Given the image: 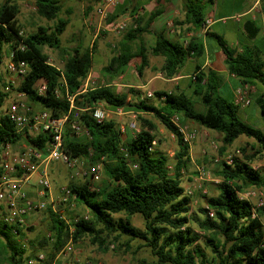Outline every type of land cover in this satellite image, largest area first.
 <instances>
[{"label":"trees","instance_id":"16d2710c","mask_svg":"<svg viewBox=\"0 0 264 264\" xmlns=\"http://www.w3.org/2000/svg\"><path fill=\"white\" fill-rule=\"evenodd\" d=\"M62 1L33 0L36 13L54 22L52 26L39 25L30 33L21 31L15 3L4 0L0 4V63L7 45L12 62L24 61L26 65L16 90L23 92L30 105H34L31 109L47 110L54 118L68 114L69 120H76L87 134L79 137L67 126L62 150L71 158H86L91 164L101 162L108 178L101 186L92 187L88 180L68 186L71 197L88 209L87 219L80 217L67 224L59 214L49 210V232L54 248L58 250L69 237L73 242L88 238L103 249H107L108 243H115L117 249L126 253L135 240L138 245L132 252L146 247L154 258L151 262L139 259L137 264H264V206L254 208L251 202L238 195L246 189L264 186V172L250 164L255 154H244L243 158L233 156L230 163L223 159L218 162L212 171L213 177L218 179L217 193L206 197V207L190 211L191 196L184 193L181 185V172L190 162V145L184 141L177 124L192 121L221 134V156L240 136L253 139L260 149L258 152H264V132L243 122L239 116L240 106L219 95L214 80L216 73L202 70L196 64L190 84L192 94L178 87L155 91L154 96L160 98V103L139 98L131 101L126 93L111 85L126 71L133 58L140 60L135 70L141 77L149 55L163 58L159 71L165 78L175 77L187 56L196 59L204 53L202 41L193 37L183 46L157 35L154 44L147 48L140 42L146 27L140 26L135 19V24L122 34L102 68L103 75L108 76L106 84L82 91L92 67V50L80 45L70 49L61 47V35L69 23L68 17L59 16ZM185 8L188 22L199 28L205 20L204 4L187 0ZM261 9L264 12V4ZM115 15H107V26L115 22ZM258 31L259 27L254 26L247 34L252 38ZM216 40L225 55L227 71L239 79V84L264 88V61L245 47L241 52L230 47L221 35H217ZM43 46L61 50V68L48 61ZM39 81L46 85L43 94L36 89ZM7 86L10 89L12 85H5V91L0 88V107L9 95ZM134 92L129 89L130 94ZM193 95L198 97V102ZM70 96L73 108H70ZM99 102L110 109L121 107L134 111L138 132H127L123 138L113 119L95 121L89 109ZM197 103L202 105L201 109L197 108ZM253 104L259 108L264 121V91L257 93L255 98L251 94L249 106ZM146 114L156 118L174 136L172 157L158 148L156 127L144 116ZM173 116L177 117V123ZM50 139V134L45 132L37 135L17 133L6 113L0 114V159L5 143L26 142L45 153ZM241 151L244 153L243 149ZM208 210L213 211L212 217ZM134 215L142 218V228L132 224ZM10 229L0 224V264H24L25 248Z\"/></svg>","mask_w":264,"mask_h":264},{"label":"rangeland","instance_id":"374dc122","mask_svg":"<svg viewBox=\"0 0 264 264\" xmlns=\"http://www.w3.org/2000/svg\"><path fill=\"white\" fill-rule=\"evenodd\" d=\"M11 1L18 6L16 20L22 32H33L39 25L52 26L54 21H47L36 13L33 0ZM3 2L4 0H0V4ZM98 4L99 3L95 0H63L61 12L59 14L60 17L69 18V23L61 35V47L70 49L80 45L92 50V70L82 85L83 87L86 84L87 88L106 84L108 76L103 75L102 68L112 56L114 50L113 45H116L118 41L117 34L111 30V26L106 25L107 19L99 21V16L95 10ZM90 21L91 23H89ZM128 26L127 23L125 29L120 33L121 35L127 30ZM101 41L106 42L99 48ZM42 51L48 55V61L51 64L58 68L62 67L63 55L60 49L43 46ZM262 60H264V55ZM11 61L10 51L8 46L5 45L3 48L2 61L0 63V77L3 82L0 88L5 91L4 87L7 84L12 85V88L10 87L8 90L9 95L0 107V114L6 113L7 107L20 92L16 90V87L19 85L23 75L9 70L8 64ZM130 72L131 74L127 73L122 81L138 85L140 82H145L148 70H144L142 77L137 76L136 71L132 68ZM214 80L215 83L220 86L221 83L218 79L214 78ZM149 87L150 85H147L145 89ZM113 88H116L119 92L126 93L131 101L138 99L139 94L143 91L145 92V90L131 87L130 89H133L135 92L130 94L127 88L115 85H113ZM168 90H175V86L168 87ZM184 91L187 94H192V87L185 86ZM227 94L228 91L226 88H223V97L228 98ZM192 98L198 102V97L196 95H193ZM21 100L30 108H32V106L34 108V105H30L31 103L27 100L25 94L21 96ZM148 101L151 103H160V100L157 101L154 98ZM102 105L106 109H110L104 103H102ZM196 106L198 109L202 108L200 103H197ZM248 107H252V110H249L252 114L246 118L244 112L239 111L241 120L249 126L258 128L264 132V121L259 116V108L255 104ZM255 109H257L258 113H254ZM32 110L39 111L36 110V108ZM125 112L124 110L121 115L109 114L108 116V119H113L117 123L123 138L127 132L132 134L127 127L128 116ZM144 116L150 119L156 127V144L158 148L172 157L175 149L174 136L152 115L146 114ZM180 125L186 127L187 131L195 133L194 138L189 143L190 162L187 164V167L182 170L180 177L182 187L192 189V193L190 194V211L198 210L199 207H206V197L217 193L216 183H218V181L216 180L218 179L213 177L212 171L221 159L226 160L228 157L232 158L233 156L243 158L244 154L253 153L255 156L250 164L254 168L264 172V152H258L260 149L253 139L240 136L231 145L227 146L226 154L221 156L219 154V147L222 145L221 134L206 129L200 124L192 121ZM78 136H85V134L80 133ZM19 143L13 145L15 151L19 149ZM242 149L244 153L241 151ZM97 163L101 165L100 171L97 174L88 175L87 177L70 178V170L61 161H52L48 165L51 194L54 193L55 196L60 195L63 187H68L71 183L79 184L88 180L92 187H96L108 182V178L103 172L101 162L91 164L86 158H78L79 169L82 170L87 169L90 171ZM200 167H203L206 172L202 177H200L198 172V168ZM60 173H62V175ZM32 179H35V176H32ZM43 199L46 201L48 208L44 211L30 213L25 219V226L27 227L24 229L22 228L21 232L15 235L16 240L25 248L26 258L33 257L37 253H43L45 255L43 264H137L139 259H146L150 262L154 261L150 250L146 247L138 248L135 252H132L138 245V242L135 240L131 242L132 248L126 253L121 249H117V244H112L111 242L107 244V249L99 248L97 245L92 244L88 238H83L77 242H73V240L69 241L70 239L66 238L64 244L58 250L55 249L53 245L54 239L49 232V210L59 214L67 224H70V221L75 218L88 217L90 214L86 206L73 198H70L66 204L55 203L53 206L50 205V198L44 197ZM262 221L264 225V216L262 217ZM131 222L139 228L143 227V220L139 215H134L131 218ZM68 242H71L72 249L67 253H63L62 249ZM26 258L24 264H27Z\"/></svg>","mask_w":264,"mask_h":264},{"label":"built area","instance_id":"2783aa9c","mask_svg":"<svg viewBox=\"0 0 264 264\" xmlns=\"http://www.w3.org/2000/svg\"><path fill=\"white\" fill-rule=\"evenodd\" d=\"M117 4V0H100L96 7V12L99 20L106 19L108 12ZM132 21L136 16L131 18ZM210 24L209 19H205L202 24V31H206ZM127 20L122 19L111 25V30L116 34H120L126 27ZM9 70L24 75L26 72V65L24 61H19L17 64L12 61L8 64ZM86 84L82 87V91L86 89ZM9 90L7 86L5 88ZM36 89L39 94H43L46 89L44 81L36 83ZM23 92H19L16 98L10 103L6 109V115L14 124L17 133L27 132L30 135H37L45 132L50 134V141L46 146V152L43 153L34 146L26 142L19 143V149L14 150L13 145L5 143L1 150L0 159V224L10 226V231L14 235L19 234V229H24L26 217L33 212H40L46 210L47 203L44 197L50 198V205L55 203L66 204L71 197L70 189L65 186L62 193L56 198L52 197L50 179L48 173V165L52 161H61L69 170L70 178H77L81 176H88L97 174L100 171V163L95 164L91 170L79 169L78 158H71L62 150V141L64 130L67 126L78 135L80 133L87 134V131L79 126L76 120H69L68 114L60 118H54L47 110H32L26 103L21 100ZM154 93L146 90L140 99H150ZM70 101V108H73L72 97H68ZM234 102L240 107H248L251 103V87L248 84L240 85L234 96ZM78 110V109H77ZM77 110L75 115L77 114ZM90 115L97 122H103L108 119L109 114L121 115L123 109L116 107L113 109H106L102 103L99 102L89 109ZM128 116L127 127L135 134L139 127L137 123L136 113L134 111H126ZM173 121L177 123V117L173 116ZM179 131L182 133L184 141L188 144L194 138L195 133L187 131L186 127L177 124ZM153 145L155 141L152 142ZM232 158H227L225 161L230 163ZM200 177L205 175L203 167L198 168ZM35 176V179H32ZM218 181V180H216ZM34 182V193L29 195L28 186ZM186 195L192 193L191 188H183ZM239 197L248 200L254 205V208L264 206V186L259 188H250L238 193ZM254 213V209H252ZM208 215L213 216V211L208 210ZM87 219V216L83 217ZM75 221L78 218L74 219ZM72 228H70L71 232ZM69 241L71 238L69 237ZM72 249L71 242H68L62 249L63 253H67ZM45 255L37 253L33 257L26 260L27 264H43Z\"/></svg>","mask_w":264,"mask_h":264},{"label":"crops","instance_id":"0c3cea01","mask_svg":"<svg viewBox=\"0 0 264 264\" xmlns=\"http://www.w3.org/2000/svg\"><path fill=\"white\" fill-rule=\"evenodd\" d=\"M197 1L204 4L205 19L210 20L206 31H202V25L199 28H195L188 22L185 8L187 0H117L116 6L108 14H116L115 22L126 19L129 25L128 27L135 24L131 18L136 16L140 26L146 27V31L140 35V42L145 47L149 48L152 46L157 35H161L165 39L183 46L191 38L197 37L203 43L204 53L196 59L187 56L181 68L178 70L177 76L172 78H165L159 71L163 63V58L161 56L149 55L148 64L142 71L143 75L144 70H148L145 82H140L138 85L122 81L127 73L131 74L130 69L135 70V67L140 63L138 58H133L128 64L126 71L118 75L111 85L121 86L128 90L131 87H135L145 91L150 90L153 93L159 90L170 91L168 90L170 86L178 87L179 90L184 91L185 86H190L195 65L198 64L200 69L205 71L210 69L216 73L215 78L221 83L218 86L219 95L223 96L222 89L226 88L228 91L227 99L234 101L235 91L240 86V82L238 78L227 71L225 55L217 44L216 36H223L226 43L230 47L237 49V51L241 52L242 47H245L262 59L264 55V12L261 8L264 0ZM254 26H258L259 31L254 37L250 38L247 33L252 31ZM121 36V34H117L118 41ZM105 42L101 41L99 48ZM147 85H150V87L145 89ZM250 87L251 94L254 98L257 96V93L264 91V88L258 85H250ZM143 94L144 91L139 94V99ZM153 98L157 101L160 100V98H156L155 96L150 99ZM127 99H129L128 95ZM250 109L252 110V107H240V111L244 112L246 118L252 114L249 111ZM256 112L258 113L257 109H255L254 113ZM60 174L62 175V173ZM27 190L29 195H33L34 182L28 186ZM57 196L52 193V197L56 198Z\"/></svg>","mask_w":264,"mask_h":264}]
</instances>
